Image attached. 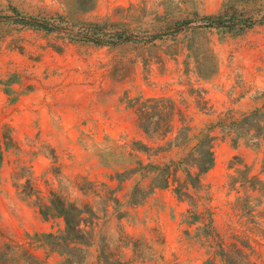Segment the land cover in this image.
I'll return each instance as SVG.
<instances>
[{
	"label": "rangeland",
	"instance_id": "1",
	"mask_svg": "<svg viewBox=\"0 0 264 264\" xmlns=\"http://www.w3.org/2000/svg\"><path fill=\"white\" fill-rule=\"evenodd\" d=\"M220 14L256 23L206 25ZM56 15L62 28L120 23L135 40L98 47L32 26ZM161 97L176 106L166 135L164 106L144 118ZM203 135L215 164L192 186ZM52 195L93 211L82 252L41 237L65 229L41 214ZM4 245L45 264H264V0H98L89 12L0 0Z\"/></svg>",
	"mask_w": 264,
	"mask_h": 264
},
{
	"label": "trees",
	"instance_id": "2",
	"mask_svg": "<svg viewBox=\"0 0 264 264\" xmlns=\"http://www.w3.org/2000/svg\"><path fill=\"white\" fill-rule=\"evenodd\" d=\"M79 7L80 12H89L97 6L98 0H71ZM32 26L38 30H42L47 33H58L64 36L63 40H68L71 43H82V44H93L98 47H110L116 48L122 46L126 43L133 42L135 38L132 36L131 32L128 31L124 25L120 23L110 22L109 20L99 21V22H83L78 23L77 26L74 24L70 28H62L65 22H69V18L63 15H56L50 19H31ZM206 25L211 28H224V29H236L238 32H242L251 28L256 22L251 18H242L240 16L226 17L225 14L212 15L204 18ZM145 104L153 105L150 107L154 112L150 115L145 113L144 118L150 120L156 115V107L158 105L164 106L167 110L165 114H162L166 119V129L162 131V134L166 135L170 133L171 130V118L173 116L174 110L176 109L175 101L171 98L161 97V98H148ZM261 110H255L254 112L245 115L244 120H248ZM140 112V111H139ZM141 125V124H140ZM144 134L150 136L151 133L147 128L140 126ZM214 137L210 135H203L202 140L196 144L194 148L196 150V162L194 167L196 168V173H192L190 170H186V178L188 183L192 186H196L200 181L202 175L208 173L215 164V158L212 146ZM146 149V146H142ZM168 184L163 188H167ZM41 214L44 218L49 216H56L62 218L65 224V229L60 237L55 236L52 233L43 234L41 237L46 239H62L63 241H71L78 249L82 252L83 248L89 247L90 235H91V221L90 218L93 217V211L88 205L84 207H79L76 203L66 202L60 199L56 195H52L48 204L41 206ZM10 246L4 245L5 253L0 254V264H5L7 262H16L17 264H45L42 259L29 252L23 247H18L21 249L19 257L16 259L9 258L7 254L9 253ZM2 247H0V250ZM229 263V260L225 261ZM206 264H212L208 262Z\"/></svg>",
	"mask_w": 264,
	"mask_h": 264
}]
</instances>
